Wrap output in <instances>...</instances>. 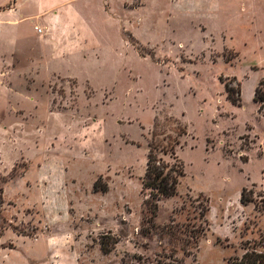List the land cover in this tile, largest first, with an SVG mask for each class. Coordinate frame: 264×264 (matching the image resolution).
<instances>
[{"label": "rangeland", "instance_id": "374dc122", "mask_svg": "<svg viewBox=\"0 0 264 264\" xmlns=\"http://www.w3.org/2000/svg\"><path fill=\"white\" fill-rule=\"evenodd\" d=\"M120 3L80 4L91 36H0L1 264H40L62 236L72 248L46 264H228L264 234V0ZM172 119L187 135L159 157L185 176L145 236L149 144L157 122L156 144H173ZM202 205L185 254L163 228L201 224Z\"/></svg>", "mask_w": 264, "mask_h": 264}, {"label": "trees", "instance_id": "16d2710c", "mask_svg": "<svg viewBox=\"0 0 264 264\" xmlns=\"http://www.w3.org/2000/svg\"><path fill=\"white\" fill-rule=\"evenodd\" d=\"M237 83V80H234ZM239 85V83H237ZM228 94V100L235 106L241 105V94L238 98H235L233 93L234 89L232 84L227 83L225 86ZM254 101L264 107V81L260 82L259 87L256 90ZM175 126L174 131L177 133V137L170 138V141L166 147L156 144V137L159 134L156 133L159 123H155L153 131V141L149 144V152L147 155L146 173L143 179L142 192L147 194L145 201L146 213L141 224V234L150 235L156 230V220L159 214L160 202L174 197L178 193V186L181 178L185 176L184 165L173 157L174 162H167L164 158L159 157V153L168 156L175 155L176 146L180 145V138L187 135V127L183 125L178 119L171 120ZM96 187V185H95ZM245 192V190H244ZM244 192L242 193L241 202L245 203ZM3 190L0 189V216L2 205L4 200L2 199ZM201 224H178L175 220L171 224L165 225L163 231L166 235H169L172 240L171 245L177 246L185 254H190L191 249H198L199 241L205 235L208 227V221L206 217L209 212V208L204 205L199 207ZM205 225V226H204ZM163 232V233H164ZM2 231L0 230V259L2 250ZM118 242L113 241L110 246L109 242L102 238L100 240V247L103 254H111ZM251 246V244H250ZM246 247L242 257L230 258L228 264H264V234L261 235L260 241L252 247ZM172 259L173 257L170 256ZM1 264V263H0Z\"/></svg>", "mask_w": 264, "mask_h": 264}, {"label": "crops", "instance_id": "0c3cea01", "mask_svg": "<svg viewBox=\"0 0 264 264\" xmlns=\"http://www.w3.org/2000/svg\"><path fill=\"white\" fill-rule=\"evenodd\" d=\"M117 1L121 2L124 8L142 6L138 3L139 0H0V36H13L15 41L19 36H75L79 33L85 36V25L88 35L91 36L93 31L80 11V4L96 2L104 10H107L106 8L110 10ZM170 2L180 9H185L183 0H170ZM24 22L32 24L31 35L22 32L21 24ZM36 27L42 29L41 34L36 31ZM64 239L65 236L64 238L62 236V239L54 237L52 241H48L51 244V252L47 257H38L37 262L48 263L51 254L58 253L59 247L72 248L70 244H64L66 243Z\"/></svg>", "mask_w": 264, "mask_h": 264}, {"label": "built area", "instance_id": "2783aa9c", "mask_svg": "<svg viewBox=\"0 0 264 264\" xmlns=\"http://www.w3.org/2000/svg\"><path fill=\"white\" fill-rule=\"evenodd\" d=\"M36 31H37L39 34L42 33V29H40V28H38V27H36Z\"/></svg>", "mask_w": 264, "mask_h": 264}]
</instances>
